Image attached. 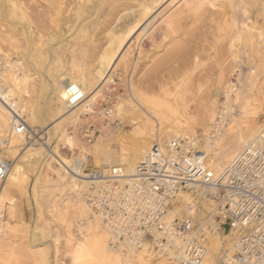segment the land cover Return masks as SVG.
Listing matches in <instances>:
<instances>
[{
  "label": "rangeland",
  "instance_id": "1",
  "mask_svg": "<svg viewBox=\"0 0 264 264\" xmlns=\"http://www.w3.org/2000/svg\"><path fill=\"white\" fill-rule=\"evenodd\" d=\"M151 2L0 0V47L10 54L19 52L23 60L36 63V71H32L27 81L26 101L37 118L42 119L35 128L38 131L50 127L49 146L58 145L61 154L72 162L83 158L89 151L85 149L98 141L119 152L120 147L114 141L126 132L136 136L143 120L153 121L155 131L161 128V148L170 140L164 132L180 118L187 126L184 128L187 135H193L190 129H194L204 145L219 108L229 96L223 89L228 79L238 86V93H230L228 101L235 106L228 127L232 123L233 131L239 129L233 125V119L245 109L248 116L242 118V127L255 121L264 122V0H216L213 7L197 13L189 12L184 0H158L154 5ZM143 4L151 5L154 11L133 31L130 47L115 58L111 78L101 91L94 113L84 114L86 117L82 114L79 120L76 116L98 83L86 86L85 99L78 106L61 109L56 87L69 80L81 83L83 68L95 69L110 43L126 37L136 25ZM238 30L248 36L247 43L239 46L241 53L234 49L231 52L230 45ZM195 74H201L203 79L195 81ZM129 102L133 103L131 108ZM175 102L178 106L173 107ZM102 108L113 110L120 123L117 129L106 127L110 121L99 114ZM89 122L96 129L91 142L80 134V126ZM63 129L74 138V150L59 141ZM27 148L26 143L22 144L18 150L21 155L10 159L16 163L17 176H26L28 184L25 188L16 185L7 195L5 232L0 234V264H71V254L66 257L67 228H71L76 239L82 236L78 231L76 197L69 188L68 176L63 181L55 172L61 169L56 163L52 164L54 171L43 166L34 171L22 157ZM88 164L95 168L92 157ZM202 204L194 215L197 222L204 219ZM9 207L13 209V220L8 214ZM187 208L183 206L182 214ZM208 212L205 210L204 214ZM87 234L88 229L83 231V235ZM54 235L59 239L58 253L53 249ZM227 242L223 241L217 264ZM86 245L92 249L90 242ZM162 260L153 258L152 264H161ZM94 263L90 258L85 261Z\"/></svg>",
  "mask_w": 264,
  "mask_h": 264
},
{
  "label": "built area",
  "instance_id": "2",
  "mask_svg": "<svg viewBox=\"0 0 264 264\" xmlns=\"http://www.w3.org/2000/svg\"><path fill=\"white\" fill-rule=\"evenodd\" d=\"M14 70L13 61L0 55V107L7 110L11 120L7 137L32 140L26 114L17 106L6 80L7 73ZM84 99L82 89L72 85L67 90L66 106L74 108ZM224 100L207 136L211 143L221 136L235 112V106ZM99 114L110 121L106 127L118 128L120 123L113 110L102 108ZM80 127L83 139L91 142L96 135L94 123ZM6 142L3 138L1 145ZM162 148L164 152L158 144L153 145L138 164L135 181L130 185L121 182L122 173H111L118 167L110 172L90 168V156L88 160L76 158L68 168L69 181L88 183L83 196L91 215L107 233L109 245L132 254L147 249L156 259L168 258L171 252L183 248L189 258L180 262L170 259L173 264H199L209 237L221 234L230 236L232 251L225 248L219 264H264V133L249 142L221 178H215L208 167L204 145L197 136L170 139ZM8 166L0 154L1 181L7 177ZM205 190L206 198L214 205L204 222L195 221L194 216L200 201L189 205L182 217L166 220L179 196H195Z\"/></svg>",
  "mask_w": 264,
  "mask_h": 264
},
{
  "label": "bare ground",
  "instance_id": "3",
  "mask_svg": "<svg viewBox=\"0 0 264 264\" xmlns=\"http://www.w3.org/2000/svg\"><path fill=\"white\" fill-rule=\"evenodd\" d=\"M157 1L158 0H152L151 3L154 5L157 3ZM215 1L216 0H184L183 5L189 12L197 13V11H201L206 7L207 8L213 7L215 5ZM152 10L153 8L151 7V5L149 4L142 5L139 19L136 21V25L133 27V29L129 31V33L126 35L124 39L115 38L116 40L110 43L108 50H106L105 53L102 56H100L98 63L94 67L95 69L91 71L89 69L83 68L81 72L83 80L81 83H76L73 80H69L62 87L60 86L56 87V92L59 95V106L61 107V109H64V107H66L67 90L72 85L79 86L82 89V91L85 93L84 89L86 88V86L88 87V85H93L95 83L96 84L98 83L96 90L92 93L88 101L81 107V109H79L76 116L79 120L80 115L82 114L84 115L86 113L87 114L94 113V108L98 104L101 91L111 78L110 71L112 69V64L115 58L118 56L119 53H121L120 52L121 50H125V48L128 45H131L133 43L131 42L132 39L130 38L133 31L141 26L144 17L149 15V13H151ZM246 33L247 32L240 30H238L237 33H235L234 41L231 42L230 44L231 52L234 49L236 50L237 53L238 52L241 53V47H243V45L247 43V39H248ZM89 41L91 43V39ZM236 42L238 43L237 45ZM90 43L88 44V46H90ZM129 47L130 46H128V48ZM0 55L5 57L6 59L13 61L14 68L16 70L8 72L6 80L11 85L12 93L16 100L17 106L21 108L24 114H26L27 117L26 121L29 130H32L33 132L32 140H28L24 136L11 135L10 137H7V133L9 132V126L11 122L10 115L7 112V110L0 107V154L9 162L7 177L4 180H6L7 178L8 179L6 181L0 180V182H3L0 183V234H3L5 232L4 213H6V204L8 202L7 195L10 189L15 187L16 185L19 187L23 186L25 188L28 184V181L25 178L26 176H23L22 178L21 177L19 178L17 176L16 163L10 162V159H13L21 155L20 153H18L19 147L24 143H26V145L28 146L22 157H24L29 161V164L33 167L34 171H38L42 166L44 168H47L48 170L54 171V168L52 166L53 163H56L58 166H60L61 168L60 171H55V172H57L58 177L62 178L63 181L68 176V168L72 166L73 162L72 160L67 159L61 154L58 145L54 144V146H49L50 136L52 133L51 131L52 129L50 127L44 129L39 128L38 131L35 128L36 123L39 121L42 122L41 121L42 119L37 118L36 112L32 110V108L27 104L26 101L27 98L29 97L27 81L32 77L31 74L32 71L33 72L36 71V63H33L31 61L27 62L28 60L25 61V59L23 60L19 52L13 54L7 53L3 51L1 47H0ZM229 72L232 73L231 70ZM252 73L254 74V72ZM176 77L178 76H175V78ZM193 79L195 81H199L200 79H203V77L201 74H197V75L195 74V77ZM221 79L222 78L219 77L220 81ZM228 81H229L228 83L223 84L224 85L223 89L225 88L224 90L226 91V94L229 95L228 98L226 97L227 102L231 101L230 93L231 94L234 93L235 95L236 93H238V88H237L238 86L230 82V79H228ZM163 92H166V89L163 90ZM132 104H133L132 102H129L128 104L129 108L132 107ZM174 106L175 107L178 106V103L177 102L173 103V107ZM245 111L246 109L243 110L241 113L239 112V114L237 115L238 117H236L237 119H233V125L236 124L239 128V129L237 128L238 130L233 131V128L231 127L232 126L231 123V126L230 127L227 126L224 129V132L221 133V136H219L217 140L213 141L214 143L209 142V139L207 140L204 139L205 140L204 150L206 152L207 165L210 168L215 178H221L224 171L238 157H240V154L242 153L243 149L249 144V142L254 140L257 136L264 133V122L255 121L253 123H250L248 126L242 127V123H241L243 122L242 118L246 115L248 116V114ZM119 113L121 114V110H119ZM231 118H233V115ZM180 119H176L173 124H170V126L168 127L170 130L164 132L165 137H167L168 139H173V137H176L175 135L177 134L178 135L181 134L178 137L187 136V133L185 132L186 130H184V128L187 126ZM205 120H203L204 129H206ZM193 124L200 125L197 122H194ZM190 130L193 132L192 133L193 136H196L195 130L194 129H190ZM138 131L139 133L136 136H132L130 132H126L124 136L119 137L114 141L120 147V151L117 153H115V151L111 149L109 144H104L102 141L96 142L91 148L85 149V151L88 150L89 151L83 155V160H88L90 156L93 158L95 168H103L107 170V172H110V170L113 169L114 167H118L119 168L118 170L115 171L111 170V173L113 172L122 173L119 175V177H121L122 179L121 182L126 185L132 184L135 181V175L137 173L138 164L145 160V156L151 150L153 145L158 144L159 148L163 151V149L161 148L162 141L160 138L161 128L155 131L153 129V121L143 120L142 124L138 128ZM3 138H5L7 142L6 144L1 145ZM59 141H62L65 145H68L69 148H71V150H74L75 148L74 138L69 136V133L65 129L62 130ZM62 170L65 173L61 174ZM9 180L15 182H13L12 184L7 183ZM69 183H70L69 188H71L72 193L76 197V201L74 203L77 208L75 210L79 211L77 212L78 214L76 217L79 223L78 231L80 232V235H82L81 237L76 239L72 234L71 228L70 227L67 228V235L65 236V238L69 246V251L67 252L66 257H68L69 253L71 254V264H85L87 258L93 259L95 262L94 264H152V259L154 257L148 253L147 249L143 250L140 253L132 254L130 252H125L120 248L116 249L111 247L108 243L107 233L103 229L101 223L97 218L91 215V210L89 209L87 203L83 201V195L81 193L82 190L88 186V183L85 182L84 180H82V182L79 183L73 181H69ZM206 192H208V190L207 191L205 190L202 193H198L195 196H192L191 194H182L181 196H179V199L176 201L177 204H175L168 211L166 215V220L168 222H171L177 217H182L183 215L182 210L184 205L188 207L189 205L191 204L195 205V203L200 201L203 203L201 213L204 216L203 219L204 222L205 217L208 214V213L204 214L205 210L206 211L210 210L211 204H213V201H211L210 199L208 200L206 198L205 196ZM205 200H207L209 204H207ZM8 214L10 216V219L13 220L12 207H9ZM85 224L87 227L85 226ZM86 229H88V234L83 235V231ZM54 236H53V249L56 253H58L59 239L58 237L56 236L54 237ZM229 239L230 236H226L222 238L221 234H217L215 236L209 237L208 248L206 250V253L204 254L203 259L200 261L199 264H217V256L219 255L220 250L223 247L224 240H228L225 248L227 250L232 251V244L229 241ZM87 242H90L92 246L91 250L88 249L86 245ZM188 258H189L188 255L185 254L183 248H181L180 251L176 253L171 252L168 258H165L161 261V264H171L168 263V260L170 259H176L177 262H180V260H187Z\"/></svg>",
  "mask_w": 264,
  "mask_h": 264
}]
</instances>
